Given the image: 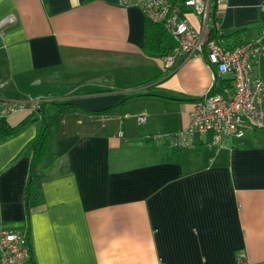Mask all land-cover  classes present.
Returning a JSON list of instances; mask_svg holds the SVG:
<instances>
[{"label":"crops","instance_id":"obj_1","mask_svg":"<svg viewBox=\"0 0 264 264\" xmlns=\"http://www.w3.org/2000/svg\"><path fill=\"white\" fill-rule=\"evenodd\" d=\"M263 10L222 0L221 31L246 26L253 38ZM179 14L209 37L208 18ZM146 20L122 0H0V97L56 102L43 109L41 162L21 154L41 119L0 141V227L28 234L33 264H264V128L173 148L211 75L204 56L165 72L143 48ZM173 45L165 30L163 48ZM252 70L264 79V53Z\"/></svg>","mask_w":264,"mask_h":264},{"label":"built area","instance_id":"obj_2","mask_svg":"<svg viewBox=\"0 0 264 264\" xmlns=\"http://www.w3.org/2000/svg\"><path fill=\"white\" fill-rule=\"evenodd\" d=\"M139 7L145 17L163 25L175 39V45L162 57L165 72L176 67L178 59L204 56L211 83L205 95L194 103L187 127L170 135L173 148L193 146L195 134L210 133L209 146H222L227 137L241 138L248 130L264 128V79L254 74L252 65L264 53V28L248 42L228 48L216 40L205 42L185 18L183 6L194 14L208 17L210 0H122ZM222 0H216L218 5ZM230 74L231 86L224 76ZM51 98L37 96L25 102L0 97V118L17 112H37ZM144 124L146 116H136ZM155 139V138H153ZM30 240L26 232L0 227V264H29Z\"/></svg>","mask_w":264,"mask_h":264},{"label":"trees","instance_id":"obj_3","mask_svg":"<svg viewBox=\"0 0 264 264\" xmlns=\"http://www.w3.org/2000/svg\"><path fill=\"white\" fill-rule=\"evenodd\" d=\"M217 6L218 5L216 4V0H210V7L207 18L211 21L212 27L210 30V35L207 39H205V42H207L208 40H216L218 42H221L224 46L228 48L229 47L234 48L235 46L248 42L251 39L249 38L251 36L246 26H241L228 34H224L221 31V27L219 26L220 16L217 13ZM146 21L147 24L144 30L143 48L147 53H154L156 56L162 58L171 49V48L164 49L162 46L165 28L161 23L153 22L149 19H147ZM263 28H264V10L260 14V18L255 23L254 26L255 35L252 37H256L260 35ZM144 94H149V95L155 94V95H160L162 97L177 99V100L191 99L190 97L184 95H174V94H168L166 92H159V93L147 92ZM51 102L56 103L54 100L44 103L40 110H38L37 112L28 113L22 121L18 122L15 125H10L6 118H0V141L11 138L25 125L41 119L42 125L40 130L38 131V134L30 142H28L21 151V154L30 151L32 153V161L34 164L41 162L46 153V145H47L46 119L47 118L43 114V109L46 104ZM58 105L60 107V110L71 106L70 103H66V102L58 103ZM43 173L44 172H42V174ZM28 262L29 264H33L31 261V254L29 255Z\"/></svg>","mask_w":264,"mask_h":264},{"label":"rangeland","instance_id":"obj_4","mask_svg":"<svg viewBox=\"0 0 264 264\" xmlns=\"http://www.w3.org/2000/svg\"><path fill=\"white\" fill-rule=\"evenodd\" d=\"M172 40V38H171V36L169 35L168 36V41H171ZM52 99H50L49 101H47V102H50ZM46 103V102H45ZM141 125H143V124H141Z\"/></svg>","mask_w":264,"mask_h":264}]
</instances>
